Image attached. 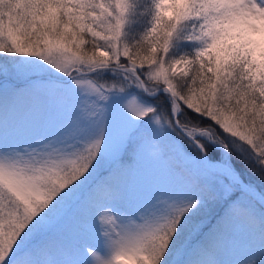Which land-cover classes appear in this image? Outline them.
Instances as JSON below:
<instances>
[{"label": "snow or ice", "instance_id": "1", "mask_svg": "<svg viewBox=\"0 0 264 264\" xmlns=\"http://www.w3.org/2000/svg\"><path fill=\"white\" fill-rule=\"evenodd\" d=\"M0 264H264V0H0Z\"/></svg>", "mask_w": 264, "mask_h": 264}]
</instances>
